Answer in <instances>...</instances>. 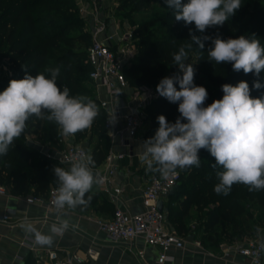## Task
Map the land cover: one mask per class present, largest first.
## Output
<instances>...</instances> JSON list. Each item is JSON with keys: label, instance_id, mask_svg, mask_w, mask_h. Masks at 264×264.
Segmentation results:
<instances>
[{"label": "clouds", "instance_id": "1", "mask_svg": "<svg viewBox=\"0 0 264 264\" xmlns=\"http://www.w3.org/2000/svg\"><path fill=\"white\" fill-rule=\"evenodd\" d=\"M173 9L175 19L185 26L194 24L201 33L214 26H223L242 7L241 0H164ZM191 43L181 46L173 54L176 67L181 75L164 77L156 86L157 93L171 103H178L179 117L169 123L164 115H159L155 135L140 146L138 153L147 171L158 172L168 180L177 174V169L200 166V150H206L215 163L218 183L214 191L228 195L232 186L243 184L249 191L264 190V96L253 98L248 82L241 80L236 85H222L223 97L205 107L208 92L204 86L194 83L193 64H186V48L193 44L204 48V43L191 30ZM255 37V34H252ZM211 40L208 50L210 61L216 64L231 63L236 72L254 73L259 77L264 71V47L260 40L240 35L237 38L223 39L220 35L205 36ZM49 74L25 73L22 79H12L0 92V156L8 153L14 140L19 138L33 116L57 124L64 136H74L92 127L99 114L97 104L85 95H70V89H61L57 84L61 68L46 69ZM179 84V90L175 84ZM255 89L264 87L258 80L253 82ZM186 121V122H182ZM95 161L92 155L73 157L68 169L53 167L58 181L52 203L58 213V223L49 226L43 233L32 224L22 228L40 246H52L56 235L70 228L69 219L62 218L67 207H87L91 202L89 194L93 185L103 184L104 178L93 172ZM258 239L264 247L262 230L256 229Z\"/></svg>", "mask_w": 264, "mask_h": 264}, {"label": "trees", "instance_id": "2", "mask_svg": "<svg viewBox=\"0 0 264 264\" xmlns=\"http://www.w3.org/2000/svg\"><path fill=\"white\" fill-rule=\"evenodd\" d=\"M74 0H0V61L8 57L13 67V75L0 86L2 92L12 79H22L27 72L35 76L37 73L49 75L46 71L48 68L60 67L61 72L57 79L58 86L68 87L70 95H85L91 98L99 108V114L93 122L91 128L78 132L73 137L76 140L87 138L90 147L89 154L92 155L95 165H100L106 158L111 145L109 134L106 130V110L100 106L99 98L93 94H87V85L85 82L90 80V64L87 60V49L82 46H76L75 40L87 43L90 40L89 34H71V29L75 26L76 16L73 15ZM157 0H137L135 10H142L149 7ZM188 0H182L187 3ZM45 9H54L59 12V17L45 16ZM74 9L76 7L74 6ZM262 19L264 20V6L261 7ZM175 15L171 9L168 15ZM159 18L157 20H162ZM152 21L142 22L137 32H145L152 24ZM175 30L181 27V30L174 34L172 38L155 40L152 43H146V49L141 54L135 55V66L130 71L138 69L132 78L134 85H154L163 78L169 64L174 63L173 54L178 53L179 46H185V38L190 32L192 25L185 26L183 21L171 20ZM231 26L223 25L220 29L226 31ZM213 27L208 28L201 33L195 29V35L200 37L204 43V48L200 49L195 44L194 51L197 54V69L195 70L194 83L198 86H204L198 81V75L202 72L209 61L208 50L212 46L211 40H203L205 36H211ZM91 43V42H90ZM89 43V45H90ZM67 46L68 49H65ZM264 47V44H261ZM51 59L54 62L51 63ZM125 69V75L127 73ZM251 74V73H250ZM182 76V74H179ZM249 79H263L264 71L259 77L252 73ZM93 82V81H92ZM213 85L221 92V95H211L205 102V107L210 105L214 100L222 99V85L230 84L228 81L214 80ZM94 84V83H93ZM175 86L179 90V84ZM250 87V92L264 93V87L255 89ZM206 88V87H205ZM207 90V89H206ZM210 94L209 90H207ZM146 116L144 124H148L149 130L146 138L155 135L159 124L157 117L164 115L169 123H174L179 117L178 103H171L166 98L158 96L154 100L148 101L146 107ZM186 122V121H182ZM35 136L42 143H47L55 148L65 146L61 130L57 124L46 119H37L35 116L27 121V127L19 138L14 140L10 146L7 155L0 156V184L8 187L11 192L21 194H35L37 196L48 195L51 187H58V181L53 173V167L59 166L68 169L64 163L55 157H49L41 153L35 146L28 143V136ZM203 150V149H202ZM206 152V150H204ZM205 161L200 157V166L195 167L194 171L202 170L205 164L212 168L214 173L205 180L203 171L201 178L190 179L181 172V178L172 188L169 195V206L175 218L180 220L189 214L192 205H196L198 211H203L206 220L203 222L206 240L218 244L224 239H234L242 237L252 232L246 226V218H254V213L245 206V202L259 206L256 210L259 218L255 219L254 227L261 221L264 223V190L249 191V187L243 184L232 186L228 195L217 194L214 186L219 182L216 176L217 171H222L220 167L213 168V157ZM158 173V172H157ZM159 174V173H158ZM91 202L87 207H77L79 210L89 209L95 206L101 199L106 205H109L108 199L101 196L100 191H92ZM102 197V198H101ZM182 198V199H181ZM177 201L178 206L174 205ZM213 206H210V205ZM174 220L177 230L180 232L185 229L182 221ZM221 226V229H218ZM26 264H34V257L30 255Z\"/></svg>", "mask_w": 264, "mask_h": 264}, {"label": "crops", "instance_id": "3", "mask_svg": "<svg viewBox=\"0 0 264 264\" xmlns=\"http://www.w3.org/2000/svg\"><path fill=\"white\" fill-rule=\"evenodd\" d=\"M95 86V85H94ZM96 96L100 99L106 97L104 88L96 87ZM124 103L123 110L128 112L131 107L143 102L142 96H134L126 89L122 96ZM107 113V111H106ZM31 136V135H30ZM63 136L66 147L74 140L73 136ZM110 148L115 151L125 153L119 160L117 170L114 174V182L124 187V191L115 199H110L101 191L98 185H93V190L100 191L101 196L108 199L109 205L99 199L95 206L89 209L79 210L66 208L63 210L62 218L69 219L70 228L61 235H56L52 246H40L34 243V238L22 228L24 224H32L43 233H48L52 223H58L57 211L47 207L42 203H28V195L11 192L7 187V194L0 195V264H26L30 255L34 251L31 249L44 248H67L79 250L86 257V250L93 248L98 252V258L93 260L87 258L84 264H244L246 258L238 253L230 252L224 254V249L234 246L236 243L245 241L249 236L236 237L234 239H224L217 245L212 242H204L199 238L200 233H204L203 222L206 220L204 212L198 211L196 205H192L189 214L183 219H177L169 206L171 195L160 200L162 209L167 215V225L172 230H177L174 220H180L185 225L180 234L185 240L183 248H169L166 253L170 259L159 262L158 258L162 252L158 246H152L145 242L143 237H138L133 244L127 242H116L110 239L108 234L101 230L98 220L110 218L107 206L116 208L123 207L132 212L143 210L142 196L143 189L150 181L154 172L147 171L146 165L142 164L138 153L142 151L143 144L138 136L129 137L126 133L117 136L113 143L110 139ZM28 143L35 146L45 155L56 156L63 148H55L47 143H42L36 139L28 138ZM81 144V143H80ZM83 145V144H82ZM88 148L87 144L83 145ZM69 168L71 164L64 163ZM94 172V171H93ZM95 173V172H94ZM102 198V197H101ZM182 199V198H181ZM175 206L179 207L177 201ZM106 206V207H105ZM8 213L13 224L1 221L2 216ZM254 218H258L255 211ZM179 231V230H177ZM256 236V235H255ZM253 237V236H250ZM143 251L138 254V251ZM264 264V260H263Z\"/></svg>", "mask_w": 264, "mask_h": 264}, {"label": "built area", "instance_id": "4", "mask_svg": "<svg viewBox=\"0 0 264 264\" xmlns=\"http://www.w3.org/2000/svg\"><path fill=\"white\" fill-rule=\"evenodd\" d=\"M93 2L96 4V0ZM81 4L83 3L81 2ZM112 34L108 32L106 22L98 18L92 32V41L87 48V61L91 66L90 79L96 87L104 88L106 92V97L100 99V106L107 111L105 126L111 141L114 143L117 136L122 133H126L129 137L137 136L144 125L145 114L143 102L131 107L128 112L123 110L122 96L129 87L125 75V63L134 56V49L119 44L115 47L117 42H115ZM135 96L140 95L137 92ZM81 155H89L88 149L80 143L71 141L56 156H47L55 157L62 163L72 164L73 157ZM124 156L125 153L111 148L105 160L93 168L95 173L104 178L103 184L98 186L110 199L117 198L124 191L123 186L114 182L118 162ZM180 178V169H177V174L168 180L162 179L160 174L153 175L143 189V210L132 212L123 207H116L110 218L98 220L101 230L105 231L110 239L116 242L133 244L138 237H143L147 244L161 248L159 262L170 259L171 257L166 253V250L172 247L183 248L185 240L181 234L168 227L167 215L163 209L159 208V202L169 195ZM56 189V186L51 187L46 197L30 194L26 200L28 203H44L47 207L54 209L55 206L52 201ZM5 194H7V187L0 184V195ZM1 221L13 224L8 213L2 216ZM261 243L262 241L257 236L248 237L245 241L224 249V254L238 253L246 258L244 264H263L264 247H261ZM31 249L34 251V264H84L87 258L93 260L98 258V252L93 248L86 250L87 258L79 250L67 248L33 249L31 247ZM142 252L139 250L138 254L141 255Z\"/></svg>", "mask_w": 264, "mask_h": 264}, {"label": "rangeland", "instance_id": "5", "mask_svg": "<svg viewBox=\"0 0 264 264\" xmlns=\"http://www.w3.org/2000/svg\"><path fill=\"white\" fill-rule=\"evenodd\" d=\"M137 0H96V4H94L93 0H74L73 1V15L76 16V23L73 29H71V34L78 35V34H89L90 40L87 43H82L78 40H75L76 46H82L83 48L87 49L89 43L92 41V32L95 27L96 20L99 18L104 20L108 26V32L113 33V38L115 40V47L117 44L120 46H130L134 49V56L141 54L146 47L144 46L146 43H152L155 40L165 39V38H172L174 34L178 33L181 30V27L176 29L174 27L173 22L171 21L174 18V15L171 17H164L168 15L170 12V8L165 4L164 0H157L152 3L149 7L144 8L142 10H135V3ZM81 2L84 4H81ZM242 7L236 12V14L230 18L225 24L231 26L230 29L226 31H222L220 28L222 26H214L211 31V37H215L216 35H220L223 39L228 38H237L240 35H245L247 38H256L260 40L261 44H264V20L262 19V10L261 7L264 6V0H241ZM81 4V5H80ZM83 5V6H82ZM74 6L76 9H74ZM45 16H54L59 17V12H56L54 9H45L43 11ZM162 18V20H157ZM152 24L148 27L145 32H137L138 27L141 25L142 22L152 21ZM224 24V25H225ZM191 31L195 34V26L192 24ZM252 34H255V37H252ZM191 36L189 33L185 38L186 45L191 43ZM185 45V46H186ZM65 49H68L65 46ZM181 47V46H179ZM195 44H193L191 49L186 48L188 52V57L185 61L186 64H193L194 69H197V54L194 51ZM133 56V57H134ZM132 57V58H133ZM132 58L125 63V69L127 73V80L129 83V91L132 92V95L138 92L140 96L143 97L144 103L143 108L146 107L148 101L154 100L158 96H160L156 91V86L154 85H134L132 78L135 71H130L129 68L135 66V60ZM54 62L51 59V63ZM87 62V60H85ZM182 74L180 70L176 67L174 63H171L167 67V71L165 72L164 77H171L173 75ZM252 74V73H251ZM249 74L243 73L241 70L240 72H236L232 69L231 63H222L216 64L215 61H208L207 65L204 67L202 72L198 75V81L205 85L206 89L209 90V98L211 95H221L218 89H216L213 85V81H228L232 85H236L239 81L244 80L248 82L249 86L253 87V82L257 81L256 79H249L247 78ZM13 75V67L11 65L10 60L8 57H4L3 60L0 61V86L1 84L8 80ZM262 85H264V78L258 80ZM160 82V81H159ZM158 82V83H159ZM87 85V94L89 95H96V88L92 81L87 80L85 82ZM262 88V87H261ZM250 95L253 98L264 96V93H254L253 91L250 92ZM223 97V93H222ZM146 116V111H144ZM149 130L148 124H144L141 130L138 133V137L145 141L146 133ZM31 137L32 140L35 141V136H28ZM72 142L74 143H81L89 145L88 139L83 138L81 140L74 139ZM91 148V147H90ZM88 149V152L90 151ZM199 156L202 157L205 161L211 160L210 154L208 151L200 150ZM215 163L214 158L212 159ZM202 170L200 169L198 172L194 171V166L181 170L187 180L190 179H197L201 178V171H203V176L208 179L214 171L209 166L205 164L202 166ZM158 174L154 172L153 175ZM152 175V176H153ZM245 206L255 212L258 210L259 206L256 204H251L245 202ZM210 206H213L212 204ZM106 207V206H105ZM109 213L113 214L115 208L107 206L106 207ZM203 212V211H202ZM259 218V217H258ZM257 224L262 232L261 235L264 236V223ZM246 226H248L251 230L254 229L252 232L247 233V236H257L255 219L246 218L245 222ZM218 229H221V226H218ZM199 238L202 240H206L204 233L198 234ZM258 237V236H257Z\"/></svg>", "mask_w": 264, "mask_h": 264}, {"label": "water", "instance_id": "6", "mask_svg": "<svg viewBox=\"0 0 264 264\" xmlns=\"http://www.w3.org/2000/svg\"><path fill=\"white\" fill-rule=\"evenodd\" d=\"M159 208L162 209V203L161 202H159Z\"/></svg>", "mask_w": 264, "mask_h": 264}]
</instances>
